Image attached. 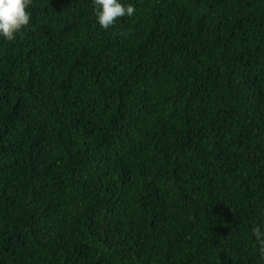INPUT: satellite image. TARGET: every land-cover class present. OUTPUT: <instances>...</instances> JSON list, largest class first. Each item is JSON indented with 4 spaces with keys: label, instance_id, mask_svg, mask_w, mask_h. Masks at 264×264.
Returning a JSON list of instances; mask_svg holds the SVG:
<instances>
[{
    "label": "trees",
    "instance_id": "1",
    "mask_svg": "<svg viewBox=\"0 0 264 264\" xmlns=\"http://www.w3.org/2000/svg\"><path fill=\"white\" fill-rule=\"evenodd\" d=\"M122 2L0 38V264H264V0Z\"/></svg>",
    "mask_w": 264,
    "mask_h": 264
},
{
    "label": "clouds",
    "instance_id": "2",
    "mask_svg": "<svg viewBox=\"0 0 264 264\" xmlns=\"http://www.w3.org/2000/svg\"><path fill=\"white\" fill-rule=\"evenodd\" d=\"M31 0H0V38L12 41L29 25ZM135 7L122 0H93V13L102 29L112 26L117 18L132 17ZM261 258L264 259V222L252 229Z\"/></svg>",
    "mask_w": 264,
    "mask_h": 264
}]
</instances>
